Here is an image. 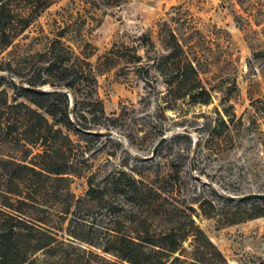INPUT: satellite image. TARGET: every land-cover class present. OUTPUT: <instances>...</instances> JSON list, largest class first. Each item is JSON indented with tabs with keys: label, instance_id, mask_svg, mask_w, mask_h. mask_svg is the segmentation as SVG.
Wrapping results in <instances>:
<instances>
[{
	"label": "rangeland",
	"instance_id": "rangeland-1",
	"mask_svg": "<svg viewBox=\"0 0 264 264\" xmlns=\"http://www.w3.org/2000/svg\"><path fill=\"white\" fill-rule=\"evenodd\" d=\"M15 34L0 56L1 66L9 68L5 78L11 76L16 85L28 80L57 82L64 71L57 69L54 58H66V68L73 64L85 70L89 64L106 125L89 133L120 144L88 142L63 129L75 149L93 150L102 143L105 148L90 154L88 168L79 175L47 184L44 193L56 209V225L90 244L75 241L74 246L91 252L87 257L92 264H102L95 255L103 256L97 244L106 230L129 226L125 221L132 217L134 204L131 196L121 194L103 202L87 201V180L124 164L137 180L153 187L161 180H174L175 186L162 185L164 197L172 198L167 203L196 211V225L225 264H264V200L257 199L264 197V0H55L27 30ZM171 34L184 52H173V61L185 57L194 66L210 94L208 104L184 98L185 88L171 74V61L162 58L174 48ZM169 81L171 87L166 85ZM38 89L66 94L71 111L68 90L48 85ZM2 90L11 96L13 87L7 84ZM162 137L165 141L151 159ZM114 149L115 158H109ZM21 155L0 135V160L19 162ZM12 171L14 185L8 186ZM21 177L15 166L0 164V203L3 191H14ZM196 201L211 217L201 214ZM68 207L71 213L62 215ZM164 209H148L147 215ZM254 212L260 216L226 222L234 214ZM154 220L152 229L159 231L162 227ZM188 243L184 256L190 261L194 257ZM203 253L206 264H217L209 252Z\"/></svg>",
	"mask_w": 264,
	"mask_h": 264
},
{
	"label": "trees",
	"instance_id": "trees-1",
	"mask_svg": "<svg viewBox=\"0 0 264 264\" xmlns=\"http://www.w3.org/2000/svg\"><path fill=\"white\" fill-rule=\"evenodd\" d=\"M54 1L0 0V56L12 45L16 31L27 30ZM171 39L174 48H169V54L162 58L171 61V74H175L177 85L185 88L183 97L190 103L208 104L210 94L198 80L194 66L185 57L173 61L176 59L173 52L182 56L184 52L173 34ZM62 57L54 58L60 65L57 69L61 70L63 67L64 71L57 82L38 83L28 80L16 85L11 76V79L5 78L4 73H9L6 70L9 68H3L0 64V99L4 98L0 103V135L4 138V143L13 145L22 154L19 162L10 158L0 160V164L13 165L23 174L14 186V191L6 188L1 196L0 264L93 263L87 257L93 255L91 252L80 245L74 246L75 241L89 243L78 239L74 234L69 235L67 230L64 233L63 228L56 225V209L46 202L44 193L47 191V184L64 183L67 181L64 176L79 175L80 170L88 168L90 154L100 153L105 148L102 143L93 150L75 149L71 137L63 129L78 137L87 138L88 142L104 139L105 143H112L116 147L120 144L100 134L89 133L97 128H106L102 123L105 119L103 106L96 98L94 72L89 64H86L85 70L77 69L73 64L66 68L63 65L68 60ZM160 74L164 75L161 71ZM172 83L169 81L166 85L171 87ZM7 84L13 87L11 96L2 90ZM44 85L55 90H68L73 98L71 111L66 94L40 91L38 86ZM78 93L82 98H78ZM78 105L82 108L79 109ZM220 123L226 127L225 120L221 119ZM176 138L188 139L187 136ZM115 151L114 149L108 154V157L115 158ZM122 167L105 175L92 174L87 180V201L103 202L106 198L121 194L131 196L134 204L132 217L125 221L129 226L125 230H106L101 242L97 244V248L103 252V256L95 255L100 263L206 264L203 252H209L215 263L225 264L221 253L196 225V211L188 205L180 209L167 203L172 198L164 197L162 185L171 182L175 186L176 182L171 176L168 180L158 182V187H153L137 180L132 174L133 170L125 169V164ZM15 175V171L7 175L8 186L14 185ZM204 202L211 206L210 202ZM194 203L203 216L211 217L201 208L203 203ZM163 208L165 209L161 211ZM71 209L68 207L61 214L69 215ZM148 209L161 210L155 212L154 216H148ZM259 216L258 212L237 213L227 218L226 222L235 223ZM154 219H158V226L162 227L159 231L152 229V224L157 225ZM61 235H67L68 239ZM187 241L194 257L190 261L184 256L187 251L184 244Z\"/></svg>",
	"mask_w": 264,
	"mask_h": 264
},
{
	"label": "water",
	"instance_id": "water-1",
	"mask_svg": "<svg viewBox=\"0 0 264 264\" xmlns=\"http://www.w3.org/2000/svg\"><path fill=\"white\" fill-rule=\"evenodd\" d=\"M165 141V138L162 137L158 143L153 147V150H152V154H151V159L155 157L156 155V152L158 151V149L160 148V146L164 143ZM257 199H263L264 200V197H258Z\"/></svg>",
	"mask_w": 264,
	"mask_h": 264
}]
</instances>
